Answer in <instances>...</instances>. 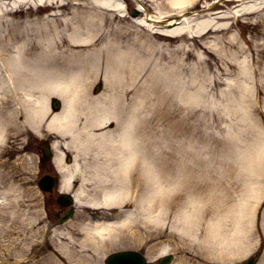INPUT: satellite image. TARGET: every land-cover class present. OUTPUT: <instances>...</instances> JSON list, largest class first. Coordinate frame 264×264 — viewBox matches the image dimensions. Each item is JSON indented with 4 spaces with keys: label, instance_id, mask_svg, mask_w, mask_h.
Listing matches in <instances>:
<instances>
[{
    "label": "rangeland",
    "instance_id": "obj_1",
    "mask_svg": "<svg viewBox=\"0 0 264 264\" xmlns=\"http://www.w3.org/2000/svg\"><path fill=\"white\" fill-rule=\"evenodd\" d=\"M75 1L77 0H72L70 6L62 9L55 7V3L47 5L51 0H29L28 3L21 4L16 14H5L0 18V24L3 23L0 25V45L9 41L6 36L12 31L15 38L28 34L25 39L28 38L29 44H42L45 35L39 31L44 29V24L40 26L34 20L42 19L36 17H40V12L44 9L53 8L57 12L54 23L58 25L59 36H64L65 25L61 17L73 15L76 9L81 11L87 5H77L73 3ZM83 1L87 3L91 0ZM229 2L194 0L172 6L166 0H116L126 10L122 12L121 20L117 15L114 21L122 29L131 27L143 34L155 33L152 27L138 24L129 15L134 6L141 5L150 16L162 20L170 13H177L179 19L184 16L194 26L201 19L199 13L201 15L207 8L227 10L233 6ZM58 9L63 14L60 15ZM246 16L248 15L237 16V20L232 16L220 18V25L225 26L231 22L233 25L224 34L218 30L217 35L225 37L234 33L231 36L234 37L230 45L232 50L236 49V40L246 39L244 50L238 51V54L240 59L245 57L249 64L255 60V47L264 46V42H260L262 35L252 36L261 29L258 25L261 19H255L254 15L252 19H247ZM52 24L51 21L45 23V28L50 30ZM55 32L53 24L50 35L60 41ZM200 34H183L186 39L179 36L159 39L166 41L168 45L158 51L163 56H158L157 59L167 63L174 62L176 56L184 59V85L188 96H177L178 89L174 81L169 82L170 93L166 89L168 96H131L130 87L123 96L126 111L130 112V98L137 104L134 115L138 117V153L130 167V179L124 181L129 198L116 205L94 208L87 206L85 200L100 196L103 189L113 187L114 184L111 186L109 182L104 184V180L99 182L98 177H112L116 170H121L117 155L119 144L113 141L107 143L101 137L90 139L86 137V133H54L47 126V113L41 116L40 122L43 120L44 125L39 123L35 129L31 118L27 119V109L31 105L19 104V117L6 124V129L0 132V264H27L30 261H47L48 264L53 258H58V262L54 260L52 264H103L107 253L122 248L137 249L148 256L151 264H157L154 258L161 245L171 247L173 263L190 258L191 264H239L261 249L257 264H264V83L253 79L235 82L220 79L219 76L223 78L229 75V70L234 73L236 68L232 66L227 69L219 60L218 53L216 55L210 51L202 42L204 36ZM211 38L213 36L205 39ZM225 39L228 40L227 37ZM178 43L182 45L174 48ZM189 48L191 53H188ZM230 49L224 50L225 54L219 53L226 56L229 63ZM263 64L264 58L260 61V66ZM146 71L142 74H146ZM259 71L260 68L256 67V72ZM145 78V75L139 76L136 80L138 85ZM99 82L101 91L104 88L102 74L91 84L92 94L97 93L95 88ZM137 88L141 93L139 86ZM144 92L149 93L148 88ZM29 99L34 104V97ZM11 104L14 105L11 102L10 106ZM116 124V121H112L104 124L105 126L89 128L88 131L94 134L106 131L115 133L118 128ZM50 137L56 142L58 150L75 157L73 158L86 177L75 182L72 187L74 192L84 189V199L75 203L77 214L72 221L88 222V216L95 213L101 214V219L106 221L118 220L125 211L141 206L140 210L145 217L142 221L136 220L135 232H130L129 229V233L124 235L120 231L103 253L99 254L93 244H77L75 236L73 238L67 234L72 230V222L64 225L66 233L60 232L61 235H57L61 240L57 244L64 242V246L70 250L69 259L65 254L59 253L62 247L56 246L54 241L45 240L48 235L46 227L55 218L45 217L46 194L39 190L36 179L42 173L39 164L41 147L45 144L44 140ZM148 163L154 170L150 181ZM151 201L154 206L153 214L157 217L153 222L146 217L148 213L142 208V204ZM210 215L221 220L217 227L208 222ZM148 231V241L139 244L141 236H146ZM152 231L157 232L154 237H151ZM216 232L223 234V239L229 236L234 253L229 259L224 257L218 262H202L193 248L206 246ZM129 242L139 245H129ZM72 251L75 252L73 256ZM81 252L86 253L78 257Z\"/></svg>",
    "mask_w": 264,
    "mask_h": 264
},
{
    "label": "bare ground",
    "instance_id": "obj_2",
    "mask_svg": "<svg viewBox=\"0 0 264 264\" xmlns=\"http://www.w3.org/2000/svg\"><path fill=\"white\" fill-rule=\"evenodd\" d=\"M69 1L51 0L48 4L55 3L59 7H66ZM166 1H169V4L173 6L184 2H193L194 0ZM229 1L234 3L233 9L229 8L228 12V14H233L232 18L234 20H237L238 14H242L248 15L246 16L247 19H252V15H254L256 16L255 19L260 18L264 21V0ZM28 2L29 0H0V18L4 17L5 14H16L19 11V6ZM211 10L212 8L209 11L207 8L206 13L202 14L203 17H200L201 19L194 26L187 21H182L180 25L170 27L177 19L174 17L175 15L170 13L167 15L168 17L165 15L166 17L163 18L169 20L167 23L165 22L163 29L158 31L152 29L155 33L147 32V34H143L136 29H131V27L122 29V26L114 21V18L118 17L117 15H121L119 13L123 11L122 4L116 3V0H91L86 5V8H82L81 11L76 9L73 15H63L61 17L65 25L63 29L64 36H59L58 25L54 23L57 13L45 19L41 17L42 19L39 21L34 20L40 26L44 24V29L39 31L40 34L45 35L42 44H29L28 38L25 39L28 34H21L20 38H15L11 30L12 32L6 36L9 41L0 45V132L6 129V124L14 122L19 117L17 113L21 110L19 104L22 106L30 104L32 108L27 109V119L31 118L35 129L39 126V123H43V120L40 122L41 116L47 113L49 116L47 126L55 133L62 134L67 131H72V134L73 132H78L81 135L86 133V137L90 139L101 137L107 143L108 141L117 142L119 144V150H117L118 167L121 170H116L115 175L112 177H98L99 182L104 180L106 181L104 184L109 182L111 186L114 184L113 187L103 189L100 196L86 199L85 203L95 207L99 204L116 205L128 199V187L125 189L124 181L130 179V167L134 164L138 153V136L136 134V120L138 117L134 115L137 104L130 98V112L126 111V107L123 106V96L129 90L132 91L131 96H168L166 89L170 93L169 82L171 81L176 82L177 96H188L184 85V59L176 56V60L172 63L161 62L157 59L158 56H163L158 51H162L163 46L168 45L166 41H160L159 39H163L165 36L166 38L176 36L182 38L183 34H192L193 32L196 34L199 32L205 36L202 42L210 51L215 54L218 53L219 60L222 61L227 69L232 66L236 68L234 73L229 70V73L227 72L229 75H225L223 78L219 76L220 79L230 82L240 79H253L256 82L258 80L264 83V64L260 66V61L264 58V46L255 47V60L247 64L246 58L240 59L238 54V51L244 50V44L247 40H236V49H230V45L233 42L232 38H234L231 36H234V33L231 36H225L228 38L226 40L222 35H217V31L221 30L222 34H224L233 23L231 22L228 26L220 25L218 20L229 16L226 13L213 15V10ZM151 17H148L151 20L150 23L144 16L137 18L136 22L156 28L151 23H158L160 19ZM36 18L40 19V17ZM119 20H121V16ZM50 21L54 24L56 31L54 34L59 37L60 41L50 35L53 24L50 30L45 28V23ZM261 32L264 33L263 31ZM209 33H212V35H208ZM256 34L258 33L254 35ZM211 36L213 38L205 39ZM183 38L186 39V37ZM260 42H264V35ZM181 45L182 43H178L174 48ZM247 48L249 49V46ZM228 49H230V63L226 56L219 54H225L224 50L227 51ZM190 50L191 48H189L188 53H191L189 52ZM168 52L174 53V51ZM163 53L166 54L165 51ZM256 67L260 68L259 72H256ZM144 71H146V74H142ZM101 74L104 79V88L98 94H92L90 86ZM142 75H145L146 78L142 79L138 85L136 80ZM140 85L142 86L140 87ZM138 86L141 93L138 92ZM129 87L130 89L128 90ZM147 88L149 93L146 94L144 91ZM52 95L58 96L62 100L61 109L53 114L48 111V98ZM31 96L34 97V104L30 103L29 98ZM11 102L14 103L13 106L11 104L12 107L10 106ZM110 120L118 123L115 133L106 131L94 134L88 131L89 128L102 126ZM52 147L56 148L57 144L53 142ZM53 163L60 173L59 188L62 190H72V186L76 181L86 179L75 159L70 164L64 162L61 150L55 152ZM152 170L151 164L148 163L149 181L150 175L154 173V170ZM133 175L136 176L137 174ZM83 191V188L75 190L74 197L76 202L83 201ZM153 207L152 201L148 202V204H142L143 210L148 213L146 217L151 222L155 218L157 219L155 214H153ZM140 209L141 206H137V209L125 211L118 220H100L94 221L93 224L83 225L87 238L85 235L84 239L78 241L81 244L90 241L96 242L102 247L98 250L101 252L103 247L109 244L107 237L111 238L119 234L120 231H122V234L127 235L129 229L130 232H135L137 227L136 220L140 219L142 221V218L145 217ZM210 216L211 219L208 222L214 223L217 227V223L221 220H218V217ZM209 225L215 227L211 224ZM156 233L152 231L151 237ZM149 236L150 232L148 231L146 236H141L139 243L148 241ZM222 236L223 234L213 233V244L214 242L217 244L222 243ZM224 242L227 246L224 245L222 247H225L227 253H229L231 247L229 246L228 235ZM214 245L207 253L216 252L215 248L218 245ZM159 249V252L165 250L161 246ZM63 251L64 253H70L69 249ZM197 252L201 253V250L199 249ZM53 261H49L48 264H52ZM174 264H191L190 258L180 259Z\"/></svg>",
    "mask_w": 264,
    "mask_h": 264
},
{
    "label": "water",
    "instance_id": "obj_3",
    "mask_svg": "<svg viewBox=\"0 0 264 264\" xmlns=\"http://www.w3.org/2000/svg\"><path fill=\"white\" fill-rule=\"evenodd\" d=\"M52 105H53L54 108H57V107L59 106V102H58V100L54 98V99L52 100ZM45 152H46V154L48 155V150H47V148H45ZM42 181L45 182V178H43ZM251 263H252V260L249 261V264H251Z\"/></svg>",
    "mask_w": 264,
    "mask_h": 264
}]
</instances>
